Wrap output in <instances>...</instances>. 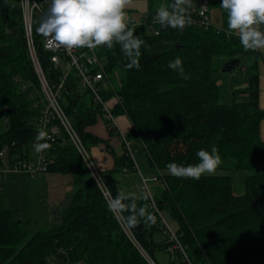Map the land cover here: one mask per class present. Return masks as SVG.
<instances>
[{
    "label": "trees",
    "instance_id": "1",
    "mask_svg": "<svg viewBox=\"0 0 264 264\" xmlns=\"http://www.w3.org/2000/svg\"><path fill=\"white\" fill-rule=\"evenodd\" d=\"M154 1L148 0L146 14L158 9ZM172 2L164 0V4ZM206 3L209 15L213 9L220 11V29L191 24L183 30L165 27L157 36L146 34L144 23L128 25L143 41L138 69L127 66L130 61L119 44L111 49L98 47L108 73L117 76L114 87L120 100L113 113L127 116L131 127L126 138L142 142L160 183V189L147 191V197L136 196L138 207L147 206L156 223L141 222L129 229L123 221L157 264L155 248L170 254L166 264L185 262L181 250L171 248L173 240L162 211L175 222L171 229L193 264H264V139L259 130L264 110L258 102V53L246 51L236 35L226 32L227 13L220 7L221 0ZM39 22L35 19L33 27L35 44L53 83L60 69L50 63V52L42 46V36L36 31ZM161 39L169 44L160 51L148 50L151 42ZM250 55L254 60L248 63ZM177 57L183 61V74L168 67ZM233 57L240 59L247 84L231 87V101L224 103L216 74ZM75 78L71 74L66 80L62 106L89 147L99 138L85 127L95 122L100 105L88 90L79 92ZM240 94L247 99L238 98ZM111 96V90L103 92L105 99ZM39 99V81L25 43L19 0H0V117L4 122L0 147L11 141L22 147L35 139L33 121L40 113ZM48 143L52 146L46 150L51 160L47 172L73 175L71 203L61 212L59 222L29 231L0 200V264H149L118 218L108 211L107 199L67 136L61 133ZM213 147L222 161L214 174L195 180L168 172V163H199L196 153ZM115 160V170L139 169L125 145ZM222 169L226 172L219 173ZM231 170L245 171L240 193L233 191ZM104 181L112 198L122 192L112 175Z\"/></svg>",
    "mask_w": 264,
    "mask_h": 264
},
{
    "label": "clouds",
    "instance_id": "2",
    "mask_svg": "<svg viewBox=\"0 0 264 264\" xmlns=\"http://www.w3.org/2000/svg\"><path fill=\"white\" fill-rule=\"evenodd\" d=\"M130 4L131 0H51L36 31L48 38L50 45L67 50L100 46L111 49L114 43L119 44L130 61L127 66L138 69L143 41L134 36L128 26L126 9ZM191 7L192 0H173L158 7L154 20L161 27L183 30L192 23ZM220 7L227 13L228 33L236 35L246 51L264 49V30L261 28L264 26V0H221ZM182 64L183 61L177 57L168 67L183 74ZM47 139L46 131L38 132L36 153L51 148ZM196 155L199 163L185 166L171 162L166 165L168 172L178 178L199 180L204 174H214L222 162L215 147L211 151L202 148ZM106 203L108 211L124 220L129 229L141 222L146 225L156 223L155 215L148 212L147 206L138 207L135 193L118 192ZM124 213L129 215L124 216Z\"/></svg>",
    "mask_w": 264,
    "mask_h": 264
},
{
    "label": "built area",
    "instance_id": "3",
    "mask_svg": "<svg viewBox=\"0 0 264 264\" xmlns=\"http://www.w3.org/2000/svg\"><path fill=\"white\" fill-rule=\"evenodd\" d=\"M49 0H19L22 12V24L24 29L25 43L28 53L39 81L41 109L38 117L33 121L36 129L35 139L29 144L19 147L14 141L3 144L0 147V188L3 184L6 174L11 172L25 173L30 177H36L39 174H44L48 170V164L51 161L47 158L46 150L42 153H36L34 148L37 143L36 137L39 131L43 130L48 133V141H53L61 133H64L68 140L75 146L83 161L90 170L92 177L99 185L104 197L108 200L111 194L101 178L95 164L93 163L87 147L83 143L77 128L73 125L70 117L62 106L63 89L66 85V80L71 74H74L78 84L90 92L94 102L100 105V118L104 122L106 131L110 135L119 137L125 145L128 154L133 158V150L130 148L125 132L122 131L117 124L116 115L113 113L114 104L119 102L120 98L114 85L111 82L109 73L106 69L104 58L99 54L98 47L94 49L79 48L67 50L64 48H56L50 45L48 38L42 36V46L50 52V63L60 69V73L55 82H50L48 74L43 68L39 60L38 50L35 44L33 35V27L35 19L40 21L46 16L49 9ZM156 11L151 14H144L140 21H134L127 17L128 25H136L144 23L150 30L152 35H160L163 28L154 20ZM192 25L200 26H215L220 29V26L212 23L206 0H195L190 9ZM228 33V31H226ZM111 90L112 96L109 99L103 97L104 91ZM5 121V120H4ZM43 143L45 141H39ZM139 171V169H138ZM158 181L156 175L146 177L140 173L139 188L150 191L149 182ZM150 194V192H149ZM151 197V196H150ZM154 205L153 200L151 199ZM118 218V217H117ZM123 226L125 222L118 218ZM165 223V221H164ZM166 224V223H165ZM170 238L173 240L171 248L181 250L185 259L184 264H193L185 248L180 243L177 234L171 230L166 224ZM135 242L140 253L145 257L149 264H157L147 252L131 237Z\"/></svg>",
    "mask_w": 264,
    "mask_h": 264
},
{
    "label": "crops",
    "instance_id": "4",
    "mask_svg": "<svg viewBox=\"0 0 264 264\" xmlns=\"http://www.w3.org/2000/svg\"><path fill=\"white\" fill-rule=\"evenodd\" d=\"M147 8H148V0H147ZM143 16L141 17V19L143 18ZM261 28L263 29L264 26H262ZM165 42L166 44H169L168 41ZM255 53H258L256 55L257 56L256 70L258 73V87H259L258 102H259V107L264 110V49H257L255 50ZM252 57L253 55H250L249 58L246 57V60L248 59V63H251V60H254V57L253 58ZM240 82L239 83L242 85L239 86H244L245 83L247 84V77L244 80H241ZM116 121L122 131H124L125 133L128 132V130L131 127V124L125 114L116 115ZM259 130H260L261 138L264 139V116L260 120ZM85 131L99 138V142H97L96 144H92L90 147L92 149L91 152L93 153L92 154L93 161L98 167L99 169L98 172L101 173L99 174L103 179V181L105 177L107 176L110 177V175H112L117 179L121 191L124 192L125 191L124 185L125 184L128 185L127 183L129 182L131 183V186H133L134 189L136 190L141 189L138 186V184H140V173L143 174L144 176H145V172L149 174L148 176L155 175L149 166L145 152L143 153L142 156H140L141 161H138L143 166V168H139L137 165L139 171L129 170L126 169L125 167H122V170L120 171L115 170V162H116L115 158L123 153L124 145L119 137L115 135H110L106 131L104 122L100 118V114H97L95 122L86 125ZM135 140L138 141V143H141L143 149L142 142L137 138H135ZM133 156H134V150H133ZM34 178H38V183L36 184L40 194L39 201L41 200V196H43L42 201L40 202V206H38V208L40 209V213L42 214L41 215L42 219L38 222L39 224L36 227L37 229L38 228L44 229L51 226L54 223L59 222L61 219V212L70 205L72 198V191H73V183H72L73 175L70 172L62 173L59 171H48L44 174H39ZM6 180L8 179L6 178L4 179L1 188L4 185L6 186L5 184L7 183ZM131 186L129 187L131 188ZM150 187L152 191L156 192L157 188L160 187V183L158 181H150ZM0 200L3 207L8 209H13L16 212L14 208H11L3 204L2 197H0ZM167 216L170 218L168 214ZM170 220L173 222V227L175 228L176 227L175 222L171 218ZM168 227L171 229L170 226Z\"/></svg>",
    "mask_w": 264,
    "mask_h": 264
},
{
    "label": "rangeland",
    "instance_id": "5",
    "mask_svg": "<svg viewBox=\"0 0 264 264\" xmlns=\"http://www.w3.org/2000/svg\"><path fill=\"white\" fill-rule=\"evenodd\" d=\"M51 0L48 1V5L50 6ZM158 4L159 6L164 4V0H155L154 4ZM147 0H131V4L126 9L127 17L133 19L134 21H140L141 17L145 14L147 11ZM210 19L212 23L214 24H220L221 22V15L220 11L218 9H213L210 11ZM264 30V28L262 29ZM145 33L150 34L151 30L145 26ZM166 42L162 40H155L151 42L148 45V50L158 51L164 48L166 46ZM259 72V70H258ZM218 76L219 80V92L221 94L220 101L224 103H229L231 101V87H237L240 84L241 80H244L247 77V73L242 68L241 65H238L236 68L225 71V72H218L216 74ZM111 82L114 86L117 85V76L115 72L109 73ZM240 82V83H239ZM246 84V83H245ZM244 84V85H245ZM78 90L80 93H83V88L81 85H78ZM241 99H247L246 94H240L237 96ZM4 128V122L3 118L0 117V131ZM128 143L130 145V148L134 150V156L133 159L138 165L139 168H143V166L140 164V156L143 155L144 150L142 149L141 143H138V141L135 140V138L128 137ZM87 151L93 161L92 157V149L91 147H87ZM94 163V161H93ZM95 164V163H94ZM96 166V164H95ZM96 169L99 171L98 167L96 166ZM219 173L226 172V170H218ZM100 173V172H99ZM232 175V188L235 193H240L244 189L243 185V177L245 175V171H237V170H231L229 171ZM101 174V173H100ZM149 174L145 172L146 177ZM6 180L7 183L6 186L4 185L0 189V197L3 199V204L6 206H9L11 208H14L17 212V218L21 220L22 226L29 231H32L36 229L38 222L42 219L40 209L38 206H40V202L42 201L43 196H41V200L39 201V190L37 189L38 178L30 177L25 173H17V172H11L6 174ZM128 185H124V192L125 193H135L138 197H147L148 192L146 189H134L133 186H131V183H127ZM126 186V187H125ZM131 186V188L129 187ZM150 187V182H149ZM160 189L157 188V191ZM151 193L154 191L151 190ZM163 219L166 221V224L168 226L170 225L171 228L173 227V222L170 220V218L167 216L164 211H162ZM42 224V223H41ZM125 231L129 234L130 238L132 237V234L129 232L128 228L124 226ZM24 243V242H22ZM21 243V244H22ZM18 247V246H17ZM155 258L158 261L159 264H166L169 261L170 254L163 250L162 248H155Z\"/></svg>",
    "mask_w": 264,
    "mask_h": 264
},
{
    "label": "water",
    "instance_id": "6",
    "mask_svg": "<svg viewBox=\"0 0 264 264\" xmlns=\"http://www.w3.org/2000/svg\"><path fill=\"white\" fill-rule=\"evenodd\" d=\"M240 59L238 57H233L229 60H226L222 63L220 68L221 72L230 71L236 68L239 65Z\"/></svg>",
    "mask_w": 264,
    "mask_h": 264
}]
</instances>
